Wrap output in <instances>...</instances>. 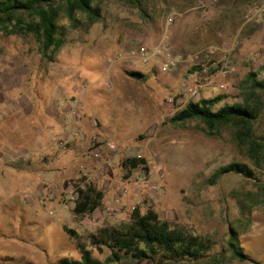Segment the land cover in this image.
Segmentation results:
<instances>
[{"label": "rangeland", "instance_id": "obj_1", "mask_svg": "<svg viewBox=\"0 0 264 264\" xmlns=\"http://www.w3.org/2000/svg\"><path fill=\"white\" fill-rule=\"evenodd\" d=\"M197 1L139 0L134 6L127 0H94L100 17L89 21L77 14L70 22L62 17L57 35L61 45L45 55L34 35L0 31V258L8 259L6 264L77 260L80 245L104 261L109 253L92 245L91 235L125 222L133 207L150 208L160 219L214 243L199 261L166 264H264V187L257 180L264 178L263 165H255L238 142L239 126L230 123L211 131L195 120L176 126L169 122L172 116L164 103L190 74L199 79L202 69L214 72L213 63L222 62L224 49L234 40L239 51L230 80L238 81L237 90H230L231 95L214 92L212 98L226 97L214 109L243 100L248 74L263 77L260 66L251 63L252 56L258 54L264 64V13L249 22L244 15L264 0H238L245 8L229 18L217 7L233 0H203L205 9L196 8ZM170 16L176 18L172 25L167 22ZM182 39L190 54L175 51ZM139 46L150 53L159 48L179 62L162 70L159 60L151 57L130 67L125 56ZM129 71L141 76L133 77ZM73 99L79 101L82 119L95 120L96 130L121 149L117 155L106 153L100 162L107 185L91 183L103 198L101 206L86 216L75 215V203L70 201L63 207L62 197L22 202L44 185L56 187L63 196L79 178L81 166L90 172L96 169L84 157L85 143L74 139L60 143L62 124L51 127L59 118L58 102ZM156 123L157 136L147 142V130ZM263 129L264 117L256 133ZM134 152L141 154L148 170L124 167L127 155ZM233 162L249 164L254 178L227 174L213 183L215 171ZM148 177L156 186L152 196L144 181ZM122 185L127 192L114 203ZM230 239L237 241L248 260L232 256Z\"/></svg>", "mask_w": 264, "mask_h": 264}, {"label": "trees", "instance_id": "obj_2", "mask_svg": "<svg viewBox=\"0 0 264 264\" xmlns=\"http://www.w3.org/2000/svg\"><path fill=\"white\" fill-rule=\"evenodd\" d=\"M94 0H0V31L6 34H32L40 44L42 54L57 50L61 39L57 37L61 27L58 21L63 17L69 22L77 14L85 15L89 21L100 17L99 8L93 5ZM130 5H139V0H127ZM73 26V24H72ZM133 77L140 73L129 71ZM259 74L250 72L247 76L246 95L243 100L235 103H225L217 109L214 107L224 100L225 96L211 99H201L197 103H189L183 109L172 115L169 122L182 125L188 121H199L208 130L217 129L226 124L239 126L236 137L246 154L255 165H263L264 173V129L257 134V128L264 117V64L260 66ZM130 171L141 167L148 170L144 159L130 158L123 163ZM227 174L241 175L244 178H254V169L243 162H233L219 167L212 177L214 183ZM263 184L264 178L257 179ZM102 192L93 186L79 191L73 212L78 216H86L94 212L102 204ZM69 236L77 237L75 231L66 229ZM91 244L103 247L108 251L104 261L91 255L83 245H80V257L77 260L60 259L56 264H122L134 261L149 260L153 264L178 263L182 261H199L204 258L212 245L211 238L199 236L189 229L176 226L162 220L150 208L141 213L135 208L129 218L116 226L104 227L91 235ZM233 238V236H230ZM232 256L239 261L248 260L237 241L227 242ZM8 259H1L6 264Z\"/></svg>", "mask_w": 264, "mask_h": 264}, {"label": "built area", "instance_id": "obj_3", "mask_svg": "<svg viewBox=\"0 0 264 264\" xmlns=\"http://www.w3.org/2000/svg\"><path fill=\"white\" fill-rule=\"evenodd\" d=\"M206 2L203 0L197 1L196 8L205 9ZM264 13V2L260 5H256L250 11L244 15V21H252ZM176 18L170 16L167 19L168 25L174 24ZM239 51V44L237 41L230 43L227 48L223 51V59L220 64L213 63L215 68L214 72H210L207 69H202V74L199 79L194 82L184 81L180 85V90L177 94L171 95L164 100L165 105L170 111V115H174L179 110L183 109L189 103H197L203 98L205 92H222L227 93L230 90L236 91L238 81L230 80L235 75V66L233 61L237 57ZM154 57L159 60L160 69L167 70L174 66L179 59L174 58L167 52H161V50L155 49L151 52L144 46L135 47L128 51L125 56L127 64L132 67L137 63H145L149 58ZM253 66H261L258 54H255L251 58ZM56 114L61 117L63 121L62 131L57 137V141L60 143L63 140L74 139L80 143L87 144L86 155L87 158L95 163L96 169L94 171H87L84 166L80 167V176L76 181H73L65 190V194H60L56 187L50 185H44L42 189L36 191L33 195L25 197L22 202L29 203L33 200H40L43 202H51L56 198L62 197L64 203L68 201L75 203L78 198L79 191L86 189L91 185L92 182H96L99 187L105 188L107 183L103 177V169L101 168L100 162L102 161L106 153L117 155L121 153V149L117 143L101 134L96 130V121L93 119L89 120L90 126L93 128L91 133L86 132L82 128V116L80 112V105L77 99H73L68 102L60 101L55 107ZM159 124H153L146 133V141L150 142L157 136ZM20 156H26L21 154ZM17 157H14V160ZM127 158L143 159L140 153H133V155H127ZM145 183L148 184L150 196L156 191V186L150 181V177L144 179ZM141 185V184H140ZM127 192L125 186H121L118 189L117 195L114 196L113 202L118 203L119 199L124 196ZM140 204L139 201L137 203ZM137 206V205H136ZM139 208V207H133ZM133 209V210H134ZM147 207L140 209L141 213L145 212ZM49 214L55 216L56 213L49 211Z\"/></svg>", "mask_w": 264, "mask_h": 264}, {"label": "crops", "instance_id": "obj_4", "mask_svg": "<svg viewBox=\"0 0 264 264\" xmlns=\"http://www.w3.org/2000/svg\"><path fill=\"white\" fill-rule=\"evenodd\" d=\"M219 1H221V0H219ZM238 4H239V1L238 0H235V1L233 0V2H231V3L226 2V1H224V2L221 1L218 4V7L217 8L220 7L221 9H223V12H225L227 14V17L229 18L230 15H232V16L238 15V14H235V11L236 10H239L240 8H245V7H241ZM185 41H187V43H189V38L187 37L185 39ZM185 41H184V39H182L180 41V45H177L176 50H175L177 52V54H179V55H187V54H190L192 52V50H190V49H188L186 47ZM195 78H196V74L195 73H192V74H190L187 77V81L194 82V81L197 80ZM179 90H180V88H177V93L179 92ZM232 92L233 91H231V92L229 91L226 94L231 95V94H233ZM177 93H175V94H177ZM213 93L214 92H205V93H203L202 96H203L204 99H211L212 96H213ZM205 94H207V96ZM229 104H231V103H229ZM60 124L63 125V121H62L61 117L59 116V118H56L55 119V121H54V123L52 124L51 127H54L56 125L58 126ZM82 128H83V130H85L88 133H91L93 131V128L90 126V124H89V122L87 120H82ZM85 145L87 146V144H85ZM16 150H20V149H16ZM84 157L87 159L86 150H85V156Z\"/></svg>", "mask_w": 264, "mask_h": 264}]
</instances>
